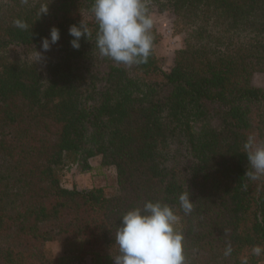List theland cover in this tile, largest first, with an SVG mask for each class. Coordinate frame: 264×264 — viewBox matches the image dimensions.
<instances>
[{
    "label": "trees",
    "instance_id": "trees-1",
    "mask_svg": "<svg viewBox=\"0 0 264 264\" xmlns=\"http://www.w3.org/2000/svg\"><path fill=\"white\" fill-rule=\"evenodd\" d=\"M94 2L0 0V264H70L47 253L54 241L114 264L122 216L149 201L179 217L185 264H264L252 253L264 247V174L246 175L244 147L249 136L264 143V88L253 84L264 74V0H148L185 35L169 71L155 28L146 63L102 56ZM81 21L90 35L77 49L69 28ZM53 27L60 39L45 51ZM96 156L116 169L114 193L62 186L64 167Z\"/></svg>",
    "mask_w": 264,
    "mask_h": 264
},
{
    "label": "clouds",
    "instance_id": "clouds-1",
    "mask_svg": "<svg viewBox=\"0 0 264 264\" xmlns=\"http://www.w3.org/2000/svg\"><path fill=\"white\" fill-rule=\"evenodd\" d=\"M48 10V6L42 7L40 14H47ZM92 12L98 24L96 47L102 56L125 65L148 61L153 50L151 29L154 22L145 0H95ZM14 24L21 29L28 27L20 19ZM69 34L74 37L72 47L78 49L80 38L88 37L90 32L81 21L79 25L70 26ZM59 39L60 31L53 27L50 39L45 37L42 40L43 50H49ZM38 54L40 61L41 53ZM244 147L253 170H247L246 175L257 179L258 174H264V143L258 144L254 136H249ZM179 202L185 214L193 210L194 202L189 193L181 194ZM120 221L115 233L119 254L114 257V264H185L184 237L176 227L179 217L169 205L149 201L143 208L129 210ZM231 252L229 244L224 255L229 256ZM252 253L262 256L264 247L254 246Z\"/></svg>",
    "mask_w": 264,
    "mask_h": 264
},
{
    "label": "rangeland",
    "instance_id": "rangeland-1",
    "mask_svg": "<svg viewBox=\"0 0 264 264\" xmlns=\"http://www.w3.org/2000/svg\"><path fill=\"white\" fill-rule=\"evenodd\" d=\"M148 0H145V3ZM148 3V2H147ZM153 19V28L162 37L158 47L159 56L164 61V69L169 71L176 57V52L184 47L185 35L179 29L176 15L170 11L160 8L157 4L151 5L148 9ZM85 19L89 20V15L85 13ZM8 54H6L7 56ZM8 58L13 57L11 54ZM26 61V56H21ZM256 87L264 88V74L257 73L253 79ZM62 186L68 189L89 190L92 188H104L107 193L112 194L117 190V173L115 167H104L101 156H96L88 160V167L82 165L69 164L60 171ZM96 248L87 249L81 247L80 242L64 244L63 242L54 241L46 244L47 253L55 259H63V263H75L81 255L85 254V264H91V257L88 254L94 252ZM79 262V261H78ZM54 264H58L55 262Z\"/></svg>",
    "mask_w": 264,
    "mask_h": 264
},
{
    "label": "built area",
    "instance_id": "built-area-1",
    "mask_svg": "<svg viewBox=\"0 0 264 264\" xmlns=\"http://www.w3.org/2000/svg\"><path fill=\"white\" fill-rule=\"evenodd\" d=\"M73 264H83V263L76 261V262H75V263H73Z\"/></svg>",
    "mask_w": 264,
    "mask_h": 264
}]
</instances>
